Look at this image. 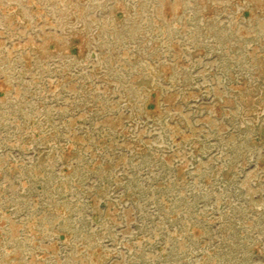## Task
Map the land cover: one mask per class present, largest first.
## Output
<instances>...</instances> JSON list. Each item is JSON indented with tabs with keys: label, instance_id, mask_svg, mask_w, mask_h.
Returning <instances> with one entry per match:
<instances>
[{
	"label": "rangeland",
	"instance_id": "1",
	"mask_svg": "<svg viewBox=\"0 0 264 264\" xmlns=\"http://www.w3.org/2000/svg\"><path fill=\"white\" fill-rule=\"evenodd\" d=\"M0 264H264V0H0Z\"/></svg>",
	"mask_w": 264,
	"mask_h": 264
}]
</instances>
